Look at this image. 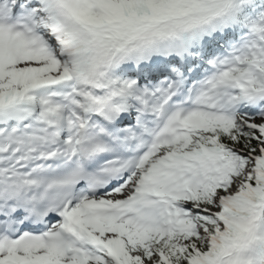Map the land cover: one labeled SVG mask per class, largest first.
<instances>
[{"label": "snow or ice", "instance_id": "1", "mask_svg": "<svg viewBox=\"0 0 264 264\" xmlns=\"http://www.w3.org/2000/svg\"><path fill=\"white\" fill-rule=\"evenodd\" d=\"M0 264H264V0H0Z\"/></svg>", "mask_w": 264, "mask_h": 264}]
</instances>
